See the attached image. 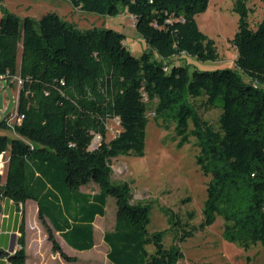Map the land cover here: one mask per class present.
Here are the masks:
<instances>
[{"label": "trees", "instance_id": "trees-1", "mask_svg": "<svg viewBox=\"0 0 264 264\" xmlns=\"http://www.w3.org/2000/svg\"><path fill=\"white\" fill-rule=\"evenodd\" d=\"M66 1L103 16L126 11L149 50L137 58L122 34L110 28L80 30L56 12L37 20L1 13L0 75L22 81L16 107L22 118L13 125L9 117L0 120V130L14 133L0 134V155L8 154L3 183L0 174V200L35 201L52 250L70 263L76 259L62 251L55 232L76 250L92 249L93 222L104 216L112 197L115 223L103 235L108 262L178 264L181 250L166 246L161 232L147 231L149 205L133 201L128 183L111 180L113 159L143 155L151 108L163 127L175 123L179 145L194 137L200 149L198 163L210 178L200 228L221 217L226 240L244 250L264 246V22L250 27L249 0L234 3L239 19L229 42L237 52L236 71H189L169 62L182 54L202 62L218 59L214 41L195 20L209 0ZM199 98L220 108L217 129L192 103ZM109 120H116L121 130L107 141ZM95 135L101 140L91 147ZM90 183L97 193L80 190ZM173 224L184 226L175 217ZM19 232L12 264L26 260L23 220ZM191 235L185 230L179 240Z\"/></svg>", "mask_w": 264, "mask_h": 264}, {"label": "rangeland", "instance_id": "rangeland-1", "mask_svg": "<svg viewBox=\"0 0 264 264\" xmlns=\"http://www.w3.org/2000/svg\"><path fill=\"white\" fill-rule=\"evenodd\" d=\"M235 0H209L205 11L196 17L199 30L215 43L218 59L199 61L194 57L182 54L171 58L170 64L186 65L192 70H235L236 49L230 44L237 31L238 13L234 10ZM1 13L10 12L19 18L28 16L38 18L43 11L56 12L64 20L74 24L80 30L93 27L110 28L124 36L125 47L135 57L148 48L138 34L134 18L126 11L116 16H103L75 9L66 0H1ZM248 21L255 29L258 23L264 22V3L260 0L247 2ZM1 16V15H0ZM21 47L18 46L17 64L20 62ZM157 54L153 53V57ZM240 78L246 77L238 70ZM264 91V84L260 85ZM19 86L16 82L0 80V120L9 117L10 124L17 122L16 107ZM192 103L203 120L218 128L221 113L219 107L205 104V99H195ZM145 148L142 156L133 153L120 155L111 162V180L115 183L126 182L130 185L134 202H142L150 207L149 234L161 232L166 246L176 245L182 252L178 264H264V246L260 243L244 250L239 244L230 242L223 236L224 220L217 217L215 222L204 229L200 228L203 220V209L206 200V187L209 177L205 176L198 163L200 149L194 137L188 143L179 145L180 138L175 131V123L163 127L154 120L152 109L148 111ZM121 130L116 120L107 122L106 140L112 139ZM0 134L13 137L12 130H0ZM8 154L1 158L2 183L4 182ZM109 197V200H112ZM35 213V212H34ZM28 220L32 215L27 211ZM38 225L29 226L25 247V264H110L106 258L107 247L102 242L105 231L114 225L115 206L109 202L104 218L96 220L94 250L77 252L71 256L57 235L55 239L62 251L75 262H65L59 253L54 252L47 241L45 229L36 214L33 215ZM174 217L184 226L173 224ZM185 230L192 235L179 240ZM15 247L18 245L15 242ZM149 253L152 246H147Z\"/></svg>", "mask_w": 264, "mask_h": 264}, {"label": "crops", "instance_id": "crops-1", "mask_svg": "<svg viewBox=\"0 0 264 264\" xmlns=\"http://www.w3.org/2000/svg\"><path fill=\"white\" fill-rule=\"evenodd\" d=\"M81 11V10H80ZM47 11H43L39 14V17L46 13ZM0 15H1V11H0ZM60 16V15H59ZM19 17V16H18ZM24 17H28V16H24ZM38 17V18H39ZM33 19L37 20L38 18H34ZM21 55V52H20ZM20 64V62H19ZM80 190L82 192L85 193H91V194H95L98 192V188L95 184L90 183L84 187H81ZM114 202V200H109V197L107 198V203L105 206V214H106V209L108 207L109 202ZM115 206V203H114ZM27 211H29L32 215L31 218V222H29V218L27 215ZM35 212V213H34ZM34 214H38V206L37 203L33 200H27L24 203H14L12 200L3 197L0 200V251H3L5 254H2L0 252V264H12L9 260V257L16 251V247H15V242L17 243V239L20 236V232H19V227L20 224L22 222V220L24 221V230H25V247H26V243H27V232L30 230V228L33 225H38V221H35L33 215ZM104 214V216H105ZM101 217V218H104ZM38 217V216H37ZM99 219V217H95V220L93 222V240H94V245L93 248L88 250H94V248L96 247L95 244V223L96 220ZM114 223H115V218H114ZM29 226H31L29 228ZM114 226V225H113ZM109 231V230H108ZM107 232V231H105ZM104 232V233H105ZM103 233V235H104ZM55 235H57L59 237V239L62 242V246H65V251L69 252V254L71 256H77V253L75 251H79L76 250L72 247H70L58 234V232H55ZM103 235H102V242H103ZM103 244L106 246V244L103 242ZM18 245V244H17ZM19 247V246H18ZM107 247V246H106ZM75 250V251H74ZM79 252H85V251H79ZM26 261V260H25Z\"/></svg>", "mask_w": 264, "mask_h": 264}, {"label": "built area", "instance_id": "built-area-1", "mask_svg": "<svg viewBox=\"0 0 264 264\" xmlns=\"http://www.w3.org/2000/svg\"><path fill=\"white\" fill-rule=\"evenodd\" d=\"M0 80H6V81H13V82H16V84L18 86L21 85L22 81L20 80V78L18 76H13V77H9L8 75H0ZM17 118V122H19L22 118V116L20 117H17V115L15 116ZM9 122H10V119H9ZM101 140V137L99 135H95L93 137V140H92V143H91V147H94L97 143H99ZM3 155H0V174L2 173V163H1V158H2Z\"/></svg>", "mask_w": 264, "mask_h": 264}]
</instances>
